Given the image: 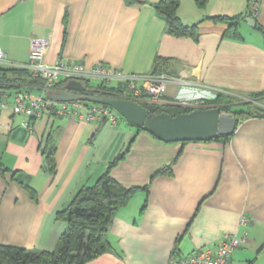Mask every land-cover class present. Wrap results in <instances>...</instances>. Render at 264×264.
Segmentation results:
<instances>
[{
    "label": "crops",
    "instance_id": "obj_1",
    "mask_svg": "<svg viewBox=\"0 0 264 264\" xmlns=\"http://www.w3.org/2000/svg\"><path fill=\"white\" fill-rule=\"evenodd\" d=\"M134 1L0 0L6 63L26 65L30 41L38 38L49 42L46 65L80 63L89 71L102 64L142 78L152 75L157 57L167 60L158 75L168 80L162 98L138 103L194 110L193 103L205 104L218 93L248 100L264 92V39L244 21L252 18L248 0H205L202 8L196 0H179L177 17L186 27L197 26L196 40L167 33L153 8L160 0ZM216 17L239 22V35L226 37L229 23ZM252 19L264 30V0ZM249 102L264 109V96ZM23 121L10 108L0 112V244L54 251L67 229L56 214L130 145L110 176L125 188L149 184L148 195L138 191L132 199L142 195L140 205L128 207L131 199L116 213L109 231L115 253L87 264H173L244 234L228 264H264V118L241 121L226 141L185 144L160 142L121 120L111 125L56 114L34 120L30 129ZM48 136L53 172L42 151ZM170 164L172 175L151 180Z\"/></svg>",
    "mask_w": 264,
    "mask_h": 264
},
{
    "label": "trees",
    "instance_id": "obj_2",
    "mask_svg": "<svg viewBox=\"0 0 264 264\" xmlns=\"http://www.w3.org/2000/svg\"><path fill=\"white\" fill-rule=\"evenodd\" d=\"M125 2L128 5L136 3L134 0H125ZM204 3L205 0H196V4L200 8L204 6ZM178 6L179 0H160L153 5V8L155 13L165 21L166 30L169 35L173 37H192L196 40L197 26L186 27L180 22L177 17ZM213 19L227 21L229 23V29L225 34L226 37L229 38L230 35H239L236 34L238 32L237 27L239 22H235L233 19L218 17ZM232 28L233 30H231ZM254 29L258 31L264 39V30L257 24H255ZM167 64V60L157 57L153 63L151 76L160 75ZM67 82H69L67 79L59 82L56 84L55 89L58 92H62ZM81 83L86 87L88 95L119 99H129L131 95L124 82H119L115 85H104L103 82L99 81L95 86H91L89 80H84ZM44 86L45 80L42 77H34L32 73L26 69L0 66V96L2 94L12 95L18 92H26L32 96H37L34 94L40 93ZM263 96L264 92L250 94L247 97L249 100L257 102ZM234 100L238 99L235 98V96H227L218 93L213 100L205 102V105L218 106L220 111L232 113L236 118V125L247 118H264V109L261 108H258L263 110L259 112L260 114L256 112L251 113L249 109L245 111H234V106L231 105ZM140 104L147 110L148 115L166 113L170 116H176L192 111L190 109H175L155 104ZM245 104L257 108V106L251 102ZM46 116L54 117L56 114L50 112L43 117ZM34 120L36 119H31L30 123ZM136 131L137 133L142 131L148 133L140 128H136ZM229 138L230 136H217L209 142L226 141ZM50 141L51 137L48 136L47 145L42 151L45 160V168L49 172H53L55 168V150L53 147L49 146ZM185 143L186 142H182V144ZM129 149L130 145L109 163L106 172L103 173L92 186L80 188L67 207L56 214V219L66 223L67 229L59 238L58 246L54 251L27 250L0 244V264H87L104 254L115 253L110 242L109 231L116 213L120 209L126 207L138 191H143L148 195L149 189V184L144 187L125 188L111 178V170L116 167L119 162L124 160ZM171 165L172 164L156 171L151 177V180L157 176L172 175ZM144 209L145 203L141 209V214Z\"/></svg>",
    "mask_w": 264,
    "mask_h": 264
},
{
    "label": "built area",
    "instance_id": "obj_3",
    "mask_svg": "<svg viewBox=\"0 0 264 264\" xmlns=\"http://www.w3.org/2000/svg\"><path fill=\"white\" fill-rule=\"evenodd\" d=\"M262 0H248V12L252 18H256L259 12ZM49 42L44 39L34 38L30 41L29 61L26 65L16 66L7 64L5 54L0 48V65H8L11 68L26 69L32 73L34 77H42L45 80V86L42 90L43 94L32 96L26 92H18L12 95L2 94L0 96V112L11 109L14 115L22 116L24 121L22 126L30 129L31 119H40L50 112H54L60 116L71 115L81 121L86 122H108L115 125L120 118L118 113L113 109L99 105L91 104L84 101L71 102H55L48 98L49 94H57L55 89L60 78L69 81L74 80L82 82L84 80L97 79L109 85L113 80L124 82L126 88L131 93L130 100L138 102L144 97L158 102L165 91L168 83L165 76H122L111 70L109 67L98 64L87 71L80 63L58 62L55 65H46L43 61ZM132 80L143 81V87H133ZM57 91V92H56ZM194 109L205 108L202 101L195 102L191 106ZM246 222L244 217L240 218V223ZM246 241V234L242 237L225 238L215 251L201 250L188 257L181 258L173 264H228L231 253L239 248Z\"/></svg>",
    "mask_w": 264,
    "mask_h": 264
},
{
    "label": "water",
    "instance_id": "obj_4",
    "mask_svg": "<svg viewBox=\"0 0 264 264\" xmlns=\"http://www.w3.org/2000/svg\"><path fill=\"white\" fill-rule=\"evenodd\" d=\"M244 21L252 28L255 26L252 18ZM48 98L55 102L84 101L109 107L127 124L144 129L156 140L165 143L207 142L217 136H230L236 125L234 115L222 112L218 107L194 109L176 116L166 113L148 115L147 110L136 101L88 95L86 87L74 80L67 82L62 92L49 94Z\"/></svg>",
    "mask_w": 264,
    "mask_h": 264
},
{
    "label": "rangeland",
    "instance_id": "obj_5",
    "mask_svg": "<svg viewBox=\"0 0 264 264\" xmlns=\"http://www.w3.org/2000/svg\"><path fill=\"white\" fill-rule=\"evenodd\" d=\"M97 82H95V81H92V84H96ZM235 98H237L238 100H234L233 101V103L231 104V105H233L234 107H233V110L234 111H245V110H247V109H249L250 110V112L251 113H254V112H256V113H258V114H260L259 112H262L263 110H261V109H258V108H256V107H254V106H250L249 104H243V103H241V102H246L247 103V101L249 100H243V99H239L238 97H235ZM249 107H251V108H249ZM118 120H121L122 122H125V120L123 119V118H119ZM120 122V121H119ZM139 196H142V195H140L139 193L132 199V201H131V204H129L128 205V207H130V208H134L136 205H140V197ZM255 262V261H254Z\"/></svg>",
    "mask_w": 264,
    "mask_h": 264
}]
</instances>
